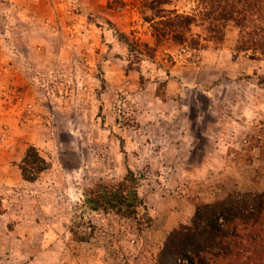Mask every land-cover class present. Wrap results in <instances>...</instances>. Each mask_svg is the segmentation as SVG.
Wrapping results in <instances>:
<instances>
[{"label": "rangeland", "instance_id": "374dc122", "mask_svg": "<svg viewBox=\"0 0 264 264\" xmlns=\"http://www.w3.org/2000/svg\"><path fill=\"white\" fill-rule=\"evenodd\" d=\"M110 1L0 0V264H158L196 202L264 191L259 150L238 154L264 129V57L235 50L231 23L219 45L136 60L123 34L154 44L140 3ZM31 146L48 162L35 181ZM129 170L140 216L88 211L77 241L85 190Z\"/></svg>", "mask_w": 264, "mask_h": 264}, {"label": "trees", "instance_id": "16d2710c", "mask_svg": "<svg viewBox=\"0 0 264 264\" xmlns=\"http://www.w3.org/2000/svg\"><path fill=\"white\" fill-rule=\"evenodd\" d=\"M136 1L154 38L152 45L136 39L129 41L123 34L136 60L141 55L154 58L160 47L178 46L184 51L196 52L209 43L219 45L231 23L238 28L235 50L255 58L264 57V0H189L188 11L168 8L172 0ZM127 5L126 0L108 3L115 9ZM195 27L201 31L195 32ZM254 149L264 158V129L248 136L244 153L238 154L252 162ZM21 168L26 180L35 181L48 168V162L31 146ZM138 188L139 178L132 170L117 182H101L87 188L76 227H71L74 238L80 242L90 240L96 227L86 217L88 211L102 210L138 218L144 205ZM195 206L190 222L169 233L158 264H264V191L233 192L214 202H196ZM144 216L147 224H151L152 218L147 212Z\"/></svg>", "mask_w": 264, "mask_h": 264}]
</instances>
